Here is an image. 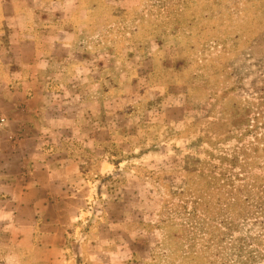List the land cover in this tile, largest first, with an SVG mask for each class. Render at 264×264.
Masks as SVG:
<instances>
[{
	"label": "rangeland",
	"instance_id": "1",
	"mask_svg": "<svg viewBox=\"0 0 264 264\" xmlns=\"http://www.w3.org/2000/svg\"><path fill=\"white\" fill-rule=\"evenodd\" d=\"M78 4L46 87L61 172L0 196V264H38L45 218L69 264H264V0Z\"/></svg>",
	"mask_w": 264,
	"mask_h": 264
},
{
	"label": "crops",
	"instance_id": "2",
	"mask_svg": "<svg viewBox=\"0 0 264 264\" xmlns=\"http://www.w3.org/2000/svg\"><path fill=\"white\" fill-rule=\"evenodd\" d=\"M78 3L79 0H0V196L9 202L21 200L27 204L25 207L31 204L33 180L35 189L48 197L49 190L43 183L61 172L59 164L46 152L47 142L42 135L49 129L44 124L50 114L46 87L61 47L70 45L66 38L75 32L72 20L78 13ZM25 147L39 154L34 166L25 155ZM11 213L17 214L16 210ZM53 224L45 218L34 227L28 225L22 228L24 234L19 240L41 247L38 264H69V228ZM9 226L18 229L6 223L0 225V230Z\"/></svg>",
	"mask_w": 264,
	"mask_h": 264
}]
</instances>
